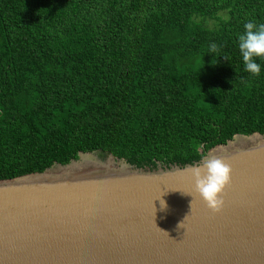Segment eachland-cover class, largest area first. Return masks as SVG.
Returning a JSON list of instances; mask_svg holds the SVG:
<instances>
[{"label":"trees","instance_id":"1","mask_svg":"<svg viewBox=\"0 0 264 264\" xmlns=\"http://www.w3.org/2000/svg\"><path fill=\"white\" fill-rule=\"evenodd\" d=\"M251 20L264 0H0V180L80 152L183 167L263 135L264 59L253 76L239 51Z\"/></svg>","mask_w":264,"mask_h":264},{"label":"water","instance_id":"2","mask_svg":"<svg viewBox=\"0 0 264 264\" xmlns=\"http://www.w3.org/2000/svg\"><path fill=\"white\" fill-rule=\"evenodd\" d=\"M94 153L0 180V264H264V134L235 135L183 167ZM211 155L233 169L219 213L191 174Z\"/></svg>","mask_w":264,"mask_h":264},{"label":"clouds","instance_id":"3","mask_svg":"<svg viewBox=\"0 0 264 264\" xmlns=\"http://www.w3.org/2000/svg\"><path fill=\"white\" fill-rule=\"evenodd\" d=\"M238 41L244 70L253 76H259L261 65L257 59H264V23L258 24L255 20L246 22L244 32L238 35ZM216 51L217 45L212 44L210 53L214 54ZM213 63L216 62L213 61ZM232 173L231 166L225 163L222 157L216 155H211L202 162L201 166L191 169V174L195 179V193L206 202L208 208L213 212L219 213L225 206L223 194L231 184ZM192 203L193 200L191 209ZM161 205L164 208L167 207L163 200H161ZM187 219L188 216L185 221ZM184 222L179 224L180 228H183ZM160 231L164 232L161 229Z\"/></svg>","mask_w":264,"mask_h":264},{"label":"rangeland","instance_id":"4","mask_svg":"<svg viewBox=\"0 0 264 264\" xmlns=\"http://www.w3.org/2000/svg\"><path fill=\"white\" fill-rule=\"evenodd\" d=\"M211 24V23H210ZM94 156H96V157H100V158H102V159H104V158H106V157H101L97 152H95L94 154H93Z\"/></svg>","mask_w":264,"mask_h":264},{"label":"bare ground","instance_id":"5","mask_svg":"<svg viewBox=\"0 0 264 264\" xmlns=\"http://www.w3.org/2000/svg\"><path fill=\"white\" fill-rule=\"evenodd\" d=\"M250 140H251V141H254V142H257V141H259L260 139L251 138ZM218 151H221V149H219Z\"/></svg>","mask_w":264,"mask_h":264}]
</instances>
